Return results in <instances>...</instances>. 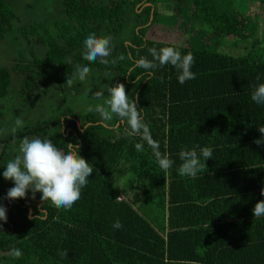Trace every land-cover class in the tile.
<instances>
[{"label": "trees", "instance_id": "1", "mask_svg": "<svg viewBox=\"0 0 264 264\" xmlns=\"http://www.w3.org/2000/svg\"><path fill=\"white\" fill-rule=\"evenodd\" d=\"M160 1L170 8L171 21L183 25L184 43L145 38L163 5L154 0H61L59 20L17 27L23 39L44 48L43 56L11 68L25 101L85 65L121 78L131 98L138 95L150 136H129L116 120L105 126L93 112L65 107L56 123L25 126L1 138L0 155L3 146H19L25 137L50 138L61 148L79 145V155L94 168L67 211L42 202L40 193L38 206L0 198L7 215L6 223L0 220V258L9 264H264V216L252 212L264 200V145L253 142L262 138L264 105L251 99L253 88L264 83V40L256 36L254 22L264 18V0L256 2L251 15L240 11V0ZM127 5L132 15L128 43L113 46L107 65L84 60V39L90 33L100 36L103 28L118 33ZM15 20L10 5L0 0V40ZM223 39L251 42L245 53L232 56L220 52ZM163 47L191 53L196 78L180 84L171 65L158 67L149 78L135 66L141 57L152 60L149 48ZM9 82V71L0 66V99ZM149 139L174 161L167 172L158 166ZM196 146L210 147L212 159L205 172L182 177L179 152ZM132 185L139 193L135 204L125 197ZM42 206L45 214L38 217ZM28 211L38 218L29 219ZM117 220L120 229L112 226ZM12 248L23 255L13 259Z\"/></svg>", "mask_w": 264, "mask_h": 264}, {"label": "clouds", "instance_id": "2", "mask_svg": "<svg viewBox=\"0 0 264 264\" xmlns=\"http://www.w3.org/2000/svg\"><path fill=\"white\" fill-rule=\"evenodd\" d=\"M111 36H97L90 33L83 41L82 58L88 62H96L107 65V59L111 55L112 48ZM152 60L141 57L135 61V66L145 70V75L151 78L154 70L158 67L171 65L177 70V79L180 84L196 78V74L191 71L194 63V56L191 53L182 55L173 47H163L148 49ZM115 63V61H112ZM90 68L85 65H76L73 72L66 74V82L63 84L72 88L75 81L83 82L88 77ZM140 79L135 77L136 80ZM106 93V95H105ZM92 97L102 103H97L94 107H87L89 113H97L100 116V122L105 126L109 122L116 120L125 126L129 136H138L142 139H148L150 131L148 125L141 116V110L137 107L138 95L130 98L125 90L123 83L115 85L104 84L103 90L92 92ZM253 102L264 105V83L257 84L251 93ZM25 124L21 116H17L10 128L11 134L16 135L18 129ZM82 130H87V126ZM262 138L255 139L253 142L260 146L264 145V125L258 127ZM149 144L153 148L156 162L161 170L167 172L172 168L174 161L167 155L159 151V145L149 139ZM138 151L142 150V144L135 145ZM191 149L183 148L179 152L181 161L177 172L182 177L195 178L198 173H203L207 169L206 161L212 159L213 150L210 147ZM17 154L9 160L2 173L5 180L13 182L14 187L7 192L5 199L16 200L23 199L30 191L32 199H35L36 193L41 194L42 202H50L56 209L70 210L75 202L81 197V189L88 183V177L93 173L94 168L86 159L79 155V145L66 144L65 148L57 147L50 138H23L19 143ZM261 196H264V188L261 189ZM119 199V198H118ZM43 203V205H44ZM254 217L264 216V200L258 201L252 209ZM42 206L41 214L44 215ZM29 213V219H37ZM0 220L7 222L6 208L0 205ZM115 229L123 227L117 220L112 225ZM2 228V226H0ZM68 251L60 253L62 258L67 257ZM18 248H12L9 256L18 259L22 256Z\"/></svg>", "mask_w": 264, "mask_h": 264}, {"label": "rangeland", "instance_id": "3", "mask_svg": "<svg viewBox=\"0 0 264 264\" xmlns=\"http://www.w3.org/2000/svg\"><path fill=\"white\" fill-rule=\"evenodd\" d=\"M6 1L12 8L16 16V20L12 23L13 26L11 30L2 40H0V66L7 68L10 76L7 95L3 99H0V105H2V110H0V139L11 133L10 128L18 115L25 121L23 127L42 122L53 124L59 119L57 117L62 114L65 107L81 112L89 106L94 107L97 103H102V101H98L92 97V92L103 90L104 84L115 85L116 83H120L122 81L121 78L114 75H105L97 70L90 69L86 80L83 82L78 80L75 81L72 88H68L63 85L66 82V78L63 79L61 83L50 81L48 83V88L44 93L37 92L29 102L25 101V98L21 96L20 92L22 88L21 80L11 68L15 64H25L31 61L33 57L39 58L43 56L44 48L35 43V41L32 42L31 39H29V41L23 39L17 27L19 28L20 26L32 23L50 24L55 20H59L61 17V0ZM89 1L96 3L106 2V0ZM154 1L156 3L159 1L160 4L163 5L158 6L156 10L155 22L147 30L145 38L173 44L184 43L183 25H176L174 21H171V16H169L170 8L166 7V4L163 1ZM257 1L259 0H240V11L244 13L250 12L249 14L251 15L255 11ZM130 9L131 8L127 5L124 18L121 23L122 26L120 27L118 33L106 31V28H103L100 32V36L112 37L110 45L112 49L113 46L119 43H128L131 37L132 15ZM252 18L253 16L251 19ZM254 22L258 27L257 32L259 33L258 35L256 32V36H260L264 40V18L255 19ZM223 40L224 41H221L220 43V52L230 54L232 56H239L245 53L250 47L251 42H237L233 39H229L228 41H226L227 39ZM253 49H256V47ZM68 74L70 75L71 73ZM38 82H40V79H38ZM125 90L131 98V91L127 89ZM95 115L99 118V120L101 119L97 113H95ZM3 147L4 153L0 155V198L6 197L8 190L14 187L13 182L5 180L2 173L7 162L13 159L17 154L16 150L18 149V144L10 142L7 146ZM125 197H127L130 203H136L135 201L137 200V197H139V193L136 191L134 185L126 190ZM22 200H26L29 203H33L38 206L36 198L32 199V193L30 191ZM0 264H9V262L0 258Z\"/></svg>", "mask_w": 264, "mask_h": 264}, {"label": "water", "instance_id": "4", "mask_svg": "<svg viewBox=\"0 0 264 264\" xmlns=\"http://www.w3.org/2000/svg\"><path fill=\"white\" fill-rule=\"evenodd\" d=\"M30 211H28V215H29Z\"/></svg>", "mask_w": 264, "mask_h": 264}]
</instances>
